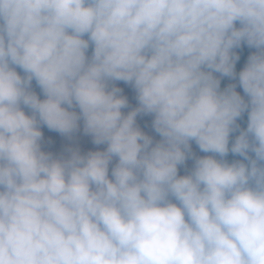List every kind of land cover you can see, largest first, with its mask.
<instances>
[{"label":"clouds","instance_id":"1","mask_svg":"<svg viewBox=\"0 0 264 264\" xmlns=\"http://www.w3.org/2000/svg\"><path fill=\"white\" fill-rule=\"evenodd\" d=\"M0 264H264V0H0Z\"/></svg>","mask_w":264,"mask_h":264},{"label":"rangeland","instance_id":"2","mask_svg":"<svg viewBox=\"0 0 264 264\" xmlns=\"http://www.w3.org/2000/svg\"><path fill=\"white\" fill-rule=\"evenodd\" d=\"M254 51V49H253ZM17 71H20V69H17ZM23 75V73L21 72ZM116 85L120 88L123 89V95L128 97L129 100V108L122 109L125 113L131 109V107H135L137 105V101L135 99V91L128 85L124 84L123 82H116ZM237 91L243 95L241 91V87L238 85L237 86ZM41 97L42 94H41ZM151 121L152 117L151 116H138L137 117V123L141 127L143 131H145L147 134L152 135L154 137V140H159L160 137L158 134L154 132V130L151 127ZM43 132V137H44V143L42 145L43 150L45 151H51L54 154H59L64 151V149L69 146H79L81 149L82 153H86L89 150H97V147L99 149H103L105 146H96L92 143L91 137L86 136L82 132V126H81V131L76 134V137L74 140L70 141L66 137L61 136L60 134L56 132L49 131L47 127L42 126L41 128ZM193 150L198 154V155H204L202 152L199 151V149L193 144ZM187 165L190 168L192 165V161L188 160ZM111 168V165H110ZM180 174L184 175L185 174V169L181 167L180 169Z\"/></svg>","mask_w":264,"mask_h":264},{"label":"trees","instance_id":"3","mask_svg":"<svg viewBox=\"0 0 264 264\" xmlns=\"http://www.w3.org/2000/svg\"><path fill=\"white\" fill-rule=\"evenodd\" d=\"M237 51L239 52L240 54V60L238 61L237 65H236V70L237 72L240 71V69L244 66V64L246 63V60H247V57L248 55L253 51V49H249L247 48L246 46L242 47L241 49H237ZM91 52V49H89V54ZM233 81L229 80L227 77L223 78L222 81H221V88H224L227 86V84L229 83H232ZM33 89L39 94L41 95L40 93V89L39 87L36 86V83L35 81H33ZM241 91L243 93V90L241 88ZM43 98V97H41ZM77 111H79V109H77ZM246 122H247V115L245 114L244 118L242 120H238V123L241 124V127H246ZM231 143V141H230ZM195 145V144H194ZM196 146V145H195ZM197 147V146H196ZM205 155V153H203ZM233 159H241L240 157H234L232 156L231 154H229L228 156V160L231 161Z\"/></svg>","mask_w":264,"mask_h":264}]
</instances>
